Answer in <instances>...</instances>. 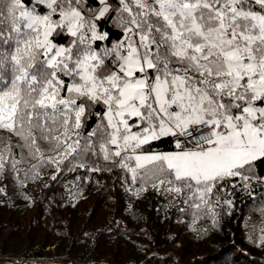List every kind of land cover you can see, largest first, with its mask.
Listing matches in <instances>:
<instances>
[{
    "label": "snow or ice",
    "instance_id": "obj_1",
    "mask_svg": "<svg viewBox=\"0 0 264 264\" xmlns=\"http://www.w3.org/2000/svg\"><path fill=\"white\" fill-rule=\"evenodd\" d=\"M92 2L0 0V130L22 152L43 160V143L65 157L98 147L133 180L163 176L153 187L196 209L222 181L264 172V0ZM89 116L99 123L81 147ZM203 127L211 138L191 148L138 153ZM15 147L0 140V171L18 174Z\"/></svg>",
    "mask_w": 264,
    "mask_h": 264
},
{
    "label": "trees",
    "instance_id": "obj_2",
    "mask_svg": "<svg viewBox=\"0 0 264 264\" xmlns=\"http://www.w3.org/2000/svg\"><path fill=\"white\" fill-rule=\"evenodd\" d=\"M89 5L100 6L85 0V8ZM114 31L112 44L119 38ZM98 123V116L87 117L81 147ZM0 140L16 145L17 161L25 157L18 174L7 166L0 171V264H264V182L257 179L264 172L259 167L255 176L243 173L247 181H222L209 204L196 209L186 197L153 187L163 176L139 172L133 180L119 158L104 159L98 147L65 157L43 143V160L56 161L45 163L28 157L3 130ZM177 143L166 136L139 151L189 147Z\"/></svg>",
    "mask_w": 264,
    "mask_h": 264
},
{
    "label": "built area",
    "instance_id": "obj_3",
    "mask_svg": "<svg viewBox=\"0 0 264 264\" xmlns=\"http://www.w3.org/2000/svg\"><path fill=\"white\" fill-rule=\"evenodd\" d=\"M211 135V130L207 127H203L199 131V135H196L191 129H189V131H187L186 133L182 135L178 134L177 136H172V138L176 142L187 144L193 147L196 142L206 141L207 139L211 138Z\"/></svg>",
    "mask_w": 264,
    "mask_h": 264
},
{
    "label": "rangeland",
    "instance_id": "obj_4",
    "mask_svg": "<svg viewBox=\"0 0 264 264\" xmlns=\"http://www.w3.org/2000/svg\"><path fill=\"white\" fill-rule=\"evenodd\" d=\"M129 123H130V125H133V124H135L136 123V121L135 120H129ZM132 132H136L135 130H133V127H132ZM188 148H191V146L190 147H188ZM187 148V149H188ZM181 149H176V150H170V151H139L138 150V153H144V154H156V153H161V154H168V153H174V152H177V151H180ZM133 154V153H132ZM134 155V154H133Z\"/></svg>",
    "mask_w": 264,
    "mask_h": 264
}]
</instances>
